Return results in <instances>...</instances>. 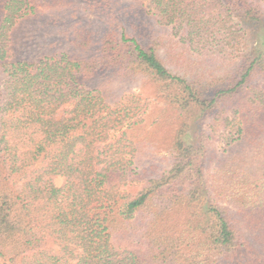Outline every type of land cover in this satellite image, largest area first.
Returning <instances> with one entry per match:
<instances>
[{
	"label": "trees",
	"instance_id": "1",
	"mask_svg": "<svg viewBox=\"0 0 264 264\" xmlns=\"http://www.w3.org/2000/svg\"><path fill=\"white\" fill-rule=\"evenodd\" d=\"M143 2L184 60L194 51L195 64L213 57L235 65L205 97L207 75L168 70L156 42L140 39L146 25L130 10L119 21L114 2L97 60L156 81L175 125L170 167L131 193L122 187L137 180L128 130L142 121L140 98L111 105L80 81L97 64L88 69L65 53L13 60V26L35 3L5 1L0 264H264V0ZM252 25L249 45L242 40ZM55 175L65 178L61 187Z\"/></svg>",
	"mask_w": 264,
	"mask_h": 264
},
{
	"label": "rangeland",
	"instance_id": "2",
	"mask_svg": "<svg viewBox=\"0 0 264 264\" xmlns=\"http://www.w3.org/2000/svg\"><path fill=\"white\" fill-rule=\"evenodd\" d=\"M5 1L0 0V22L5 14ZM114 2L122 15L119 21L126 24L123 14L130 10V13L137 14L139 22L141 20L146 25V33L140 39L156 42V53L168 70L184 75L186 71L194 72L192 68H195L197 72L207 75V78L201 77L202 85L199 86L205 97L211 96L217 88L218 81H213L223 75L226 68L234 67L235 64L233 60L227 62L213 57L200 59L201 62L195 64L193 62L196 60L192 61L196 56L194 51H190L192 56L184 60L181 46L175 43L169 28L155 24L152 17L145 13L143 0H34L33 13L15 23L10 44L13 60L32 62L45 56L56 57L65 53L85 61L88 69L92 64H97L91 70L92 73L85 69L80 75V81L86 89L98 90L111 105L128 94H135L140 98L139 102L144 109L142 121L128 130L137 149V180L122 187L135 193L146 185L148 179L159 176L170 167L175 125L172 121V109L165 102V94L156 81L139 74L124 75V72L118 71L119 67L111 65L106 59L103 58L100 62L97 60L100 56L103 57L101 53L104 37L111 30V8ZM262 22L264 23V18ZM256 26L252 25L251 29L249 27L243 43H256ZM5 78L6 75L0 71V82ZM219 153L217 146L207 166L211 172ZM51 181L55 186L61 187L65 178L55 175ZM17 184L18 187L19 183Z\"/></svg>",
	"mask_w": 264,
	"mask_h": 264
}]
</instances>
